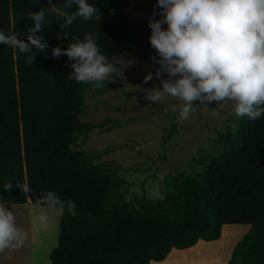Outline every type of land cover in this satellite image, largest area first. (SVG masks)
I'll list each match as a JSON object with an SVG mask.
<instances>
[{
  "label": "trees",
  "instance_id": "16d2710c",
  "mask_svg": "<svg viewBox=\"0 0 264 264\" xmlns=\"http://www.w3.org/2000/svg\"><path fill=\"white\" fill-rule=\"evenodd\" d=\"M51 2L54 8L41 33L49 46L36 52L32 65L25 63L27 54L14 55L0 44V202L37 205L42 193L52 191L77 206L75 217L66 205L63 209L50 264H150L162 261L172 248L217 240L222 225L233 223L250 228L227 264H264V116L238 118L235 127L221 133L214 150L190 158V169L167 172L163 198L125 199L119 165L94 161V151L78 147L82 134L95 128L111 131L117 123L80 119L84 93L93 85L67 79L71 61L66 55L54 58L51 51L67 48L73 37L83 40L85 33L94 35L108 59L131 51L132 20L123 9L125 1L88 0L98 14L77 18L65 29L68 39L57 38L64 22L60 13L71 14L75 5L66 9L64 0ZM48 7L49 0H0V30L26 39L32 26L28 13ZM175 132L174 118L163 142ZM207 253L199 258L203 264Z\"/></svg>",
  "mask_w": 264,
  "mask_h": 264
},
{
  "label": "clouds",
  "instance_id": "9594fccd",
  "mask_svg": "<svg viewBox=\"0 0 264 264\" xmlns=\"http://www.w3.org/2000/svg\"><path fill=\"white\" fill-rule=\"evenodd\" d=\"M73 5L76 10L71 14L60 13L64 22L58 39H68L65 29L77 18L90 20L98 14L88 0H64L66 9ZM157 6L161 19L149 20V40L157 53L152 60L159 65L155 76L162 87L146 90L144 98L154 103L174 98L179 103H173L170 111L177 114V122L193 117L197 103L226 100L233 102L238 118L257 120L264 116V0H157ZM53 8L49 0L47 12L41 8L28 13L32 26L26 39L0 30V44L13 49L14 55L27 54L25 63L32 65L36 52H44L49 46L41 33L46 15ZM73 40L67 48L57 46L51 50L54 58L66 55L71 61L67 79L96 88L111 81L115 67L101 52L94 35L85 33L83 40ZM152 79L151 72L144 76L145 83ZM19 186L30 192L27 186ZM36 203L61 210L66 205L69 215H78L75 202L62 201L52 191L42 193ZM38 220L43 224L47 217L41 214ZM28 238V232L17 225L14 213L0 202V253L22 248Z\"/></svg>",
  "mask_w": 264,
  "mask_h": 264
},
{
  "label": "rangeland",
  "instance_id": "374dc122",
  "mask_svg": "<svg viewBox=\"0 0 264 264\" xmlns=\"http://www.w3.org/2000/svg\"><path fill=\"white\" fill-rule=\"evenodd\" d=\"M124 10L132 20L129 29L131 51L108 59L115 67L111 81L105 82L103 93L93 85L85 91V109L81 120L98 122L111 118L116 126L111 131L95 128L82 134L78 147L94 151V161L114 160L119 165L117 175L125 180L122 192L127 200L137 201L164 197L163 179L169 171L190 169V158L204 155L218 146V138L227 126L235 127L238 117L232 101L195 104L196 113L187 121L177 122V114L170 111L173 103L167 97L161 103L146 100L145 91L162 87L155 76L159 67L152 60L157 56L150 45L149 20L161 19L157 0H124ZM166 27V24L163 25ZM153 73L145 83L144 76ZM167 78V74H162ZM219 112V116L215 113ZM174 114V116H173ZM175 118L176 132L167 142L164 136ZM16 217L17 225L28 232L24 246L15 251L0 253V264H50L49 252L57 244L59 221L63 210L26 203H4ZM47 217L41 224L39 215ZM222 234V232H221ZM221 238V237H220ZM227 249L224 238L220 241L201 242L192 248L172 250L169 256L156 264H191L192 259L204 256L208 249L207 264H223ZM196 255V256H194ZM151 264V263H150Z\"/></svg>",
  "mask_w": 264,
  "mask_h": 264
},
{
  "label": "crops",
  "instance_id": "0c3cea01",
  "mask_svg": "<svg viewBox=\"0 0 264 264\" xmlns=\"http://www.w3.org/2000/svg\"><path fill=\"white\" fill-rule=\"evenodd\" d=\"M249 228H250L249 224H234L233 223V224H223L222 225V228H221L222 234L220 236L221 238L219 237L217 240L220 241L221 239L224 238L225 245L228 244L230 246L228 249H227V247L224 248V249L227 250V254H226V258H225L223 264H227L228 259L231 256V252H232V249H233L235 243L239 239L242 238V236L249 230ZM199 241H201L203 243L204 242H211V241H205V240L199 239L195 244L197 245ZM212 241H215V240H212ZM195 244L193 245V247L196 246ZM171 250H182V249L172 248ZM165 259H166V257L162 261H158V262L151 261L150 263L151 264H156V263H159V262H163ZM192 262L193 263H191V264H203V262L201 260H198V259H195V258L192 259ZM168 264H174V262L172 261V262H169ZM206 264H207V261H206Z\"/></svg>",
  "mask_w": 264,
  "mask_h": 264
},
{
  "label": "bare ground",
  "instance_id": "6f19581e",
  "mask_svg": "<svg viewBox=\"0 0 264 264\" xmlns=\"http://www.w3.org/2000/svg\"><path fill=\"white\" fill-rule=\"evenodd\" d=\"M195 245H196V244H195ZM192 247H193V246H192ZM192 247H188V248H192ZM188 248H186V249H188ZM171 251H172V250H171ZM170 253H171V252H170ZM170 253H169V254H170ZM169 254H168V256H169ZM168 256H167V257H168ZM167 257H166V258H167Z\"/></svg>",
  "mask_w": 264,
  "mask_h": 264
}]
</instances>
